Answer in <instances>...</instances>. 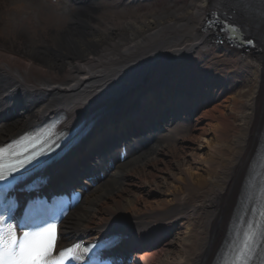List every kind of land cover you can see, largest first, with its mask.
<instances>
[{"label": "bare ground", "instance_id": "bare-ground-1", "mask_svg": "<svg viewBox=\"0 0 264 264\" xmlns=\"http://www.w3.org/2000/svg\"><path fill=\"white\" fill-rule=\"evenodd\" d=\"M45 1L53 9L63 3L0 0V26L15 32L0 34V143L59 110L68 125L91 118L92 138L82 148L89 163L70 177L82 184V200L61 227V243L110 229L150 244L117 264H216L237 215L255 208L251 185L264 181V0H240L246 12L237 21L257 42L255 53L214 43L205 28L213 0H170L169 9L119 17H98L85 5L100 0H72L63 22L45 16ZM237 71L244 80L224 102L203 97L217 72ZM171 111L181 125L170 129L163 117L174 119ZM119 113L127 116L110 123ZM190 125L182 135L179 127ZM153 127L166 129L161 139ZM119 136L153 139L108 165L132 146L109 148ZM85 169L96 170L91 180ZM161 215L171 218L145 232L144 223Z\"/></svg>", "mask_w": 264, "mask_h": 264}, {"label": "snow or ice", "instance_id": "snow-or-ice-1", "mask_svg": "<svg viewBox=\"0 0 264 264\" xmlns=\"http://www.w3.org/2000/svg\"><path fill=\"white\" fill-rule=\"evenodd\" d=\"M252 43V41H249ZM13 142L0 146V184L15 178V173L39 158V153L22 157ZM7 157V163L5 162ZM0 201L4 204V212L0 214V264H84L87 259L90 264H102L99 244L84 246L75 243L70 247L57 250L59 240L57 225L59 221L52 220L41 227L30 228L20 233L15 221L14 211L18 207L16 201L9 195V190L0 192ZM38 207H46L43 201L29 202L23 213L25 222L36 219L35 211ZM264 240V225L254 227L251 223L243 233V239L234 251V264H253L257 256L259 241ZM112 246L110 244L104 247Z\"/></svg>", "mask_w": 264, "mask_h": 264}, {"label": "rangeland", "instance_id": "rangeland-1", "mask_svg": "<svg viewBox=\"0 0 264 264\" xmlns=\"http://www.w3.org/2000/svg\"><path fill=\"white\" fill-rule=\"evenodd\" d=\"M70 2L71 0H64L61 8L53 9L49 7L45 1L44 5L42 6V10L45 11V16L48 19L53 20V22H57V21L63 22L70 15V4H71ZM89 2H87L85 5L96 7V9H98V17H102L108 14H112L114 16L119 17L123 15L132 16V15H137V14H143L145 12H160L165 9H169L172 5L170 0H136L129 5H119V6H115L114 4H112L111 0H100V2L97 4L89 3ZM188 2L189 0H177V4L179 6L180 5L184 6ZM43 15L44 14L32 15L31 22L40 21L41 20L40 17H42ZM6 27L2 25L0 26V34L12 35L13 33H15L11 31H7L8 34H5V30H7ZM27 33H30L32 35L40 34V30H31ZM216 74H217V79H216L217 84L215 83L205 88L206 91L204 92L205 96L214 98L210 102L212 105L214 104L217 105L219 103L224 102L231 95L232 91L228 90L229 87L234 86L236 90L238 85L244 80V76L241 74V71L234 72L231 75H226L225 72L223 73L217 72ZM226 83H228V88L226 87V85H224ZM204 111L205 110L198 111L197 115H200ZM193 128H194L193 125H190V127H187V128L179 127L182 135L191 132V129ZM162 246H163V243H158V245H156L153 250H158L162 248Z\"/></svg>", "mask_w": 264, "mask_h": 264}]
</instances>
